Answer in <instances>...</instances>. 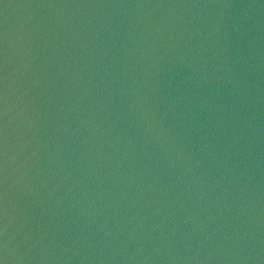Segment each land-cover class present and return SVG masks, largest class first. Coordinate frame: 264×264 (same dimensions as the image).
I'll return each instance as SVG.
<instances>
[{"label":"water","instance_id":"1","mask_svg":"<svg viewBox=\"0 0 264 264\" xmlns=\"http://www.w3.org/2000/svg\"><path fill=\"white\" fill-rule=\"evenodd\" d=\"M5 255L264 264V0H0Z\"/></svg>","mask_w":264,"mask_h":264},{"label":"clouds","instance_id":"2","mask_svg":"<svg viewBox=\"0 0 264 264\" xmlns=\"http://www.w3.org/2000/svg\"><path fill=\"white\" fill-rule=\"evenodd\" d=\"M5 104H6V98H5ZM5 114H6V108H5ZM5 163H7L5 161ZM3 235L6 237L7 235V227L5 226L4 230H3ZM4 247V250H5V253L7 252V247H8V244H7V240H5V243L3 245ZM0 264H8V259H7V255H5L4 257L0 258Z\"/></svg>","mask_w":264,"mask_h":264}]
</instances>
